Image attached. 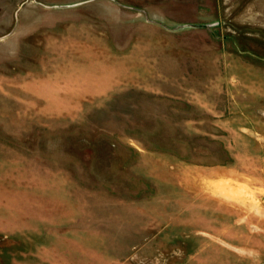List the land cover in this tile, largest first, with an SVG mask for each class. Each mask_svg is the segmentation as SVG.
Segmentation results:
<instances>
[{"label": "rangeland", "instance_id": "obj_1", "mask_svg": "<svg viewBox=\"0 0 264 264\" xmlns=\"http://www.w3.org/2000/svg\"><path fill=\"white\" fill-rule=\"evenodd\" d=\"M0 264H264V0H0Z\"/></svg>", "mask_w": 264, "mask_h": 264}]
</instances>
